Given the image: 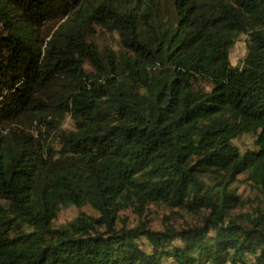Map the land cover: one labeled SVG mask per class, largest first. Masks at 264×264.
Instances as JSON below:
<instances>
[{
    "label": "trees",
    "instance_id": "obj_1",
    "mask_svg": "<svg viewBox=\"0 0 264 264\" xmlns=\"http://www.w3.org/2000/svg\"><path fill=\"white\" fill-rule=\"evenodd\" d=\"M243 173L264 192V0H0V264H264ZM150 203L195 221L118 226Z\"/></svg>",
    "mask_w": 264,
    "mask_h": 264
},
{
    "label": "rangeland",
    "instance_id": "obj_2",
    "mask_svg": "<svg viewBox=\"0 0 264 264\" xmlns=\"http://www.w3.org/2000/svg\"><path fill=\"white\" fill-rule=\"evenodd\" d=\"M103 41L110 42L114 48L119 47V35L116 32L103 31L100 33ZM248 35L241 34L237 43L231 51L232 63L236 64L241 60L247 52ZM208 86V85H206ZM69 125L70 123L67 122ZM254 134L246 133L234 139V142L245 151L248 148L254 147ZM207 176V175H205ZM217 179H207L210 183H215ZM231 187L235 188L236 194L240 197L241 203L235 207L233 213H249L253 214L256 210H264V192L261 191L254 183L248 179L247 174L243 173L237 176V179L231 183ZM83 210L89 213L97 212L91 207H84ZM140 211V210H139ZM79 213V209L75 206L64 208L59 213L55 224H66ZM145 221L154 229L163 230L167 225L182 226L195 221V218L177 208H169L164 204L150 203L147 205L142 213L133 209V207L120 211L118 217V226L128 225L129 227L135 226L137 223Z\"/></svg>",
    "mask_w": 264,
    "mask_h": 264
}]
</instances>
